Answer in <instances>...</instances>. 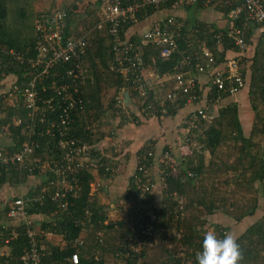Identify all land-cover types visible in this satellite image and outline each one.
Returning a JSON list of instances; mask_svg holds the SVG:
<instances>
[{
	"label": "trees",
	"instance_id": "trees-1",
	"mask_svg": "<svg viewBox=\"0 0 264 264\" xmlns=\"http://www.w3.org/2000/svg\"><path fill=\"white\" fill-rule=\"evenodd\" d=\"M39 1L0 0V79L12 75L14 81L10 85L9 91L14 83L20 84L28 81L31 77L30 73L37 69L31 67L28 60L35 57L37 32L34 20L43 12L42 10H40L41 12L37 11L39 7L37 2ZM59 1L61 3L59 10L66 13L64 40L77 38L91 30L87 36V50L81 61L89 70L87 81L83 86L84 96L88 103L83 111L72 114V121L65 129L58 122L53 127L49 126L50 119L58 120V111L47 114L43 121H37L36 131L32 136L34 140L33 156L38 157L40 162H48L53 159L61 161L64 154L58 144L61 139L73 136L85 138L88 142L99 143L106 134L115 135L116 130L125 123L139 125L143 122L142 120L176 115L186 105V91L190 92V90L187 88L184 91V83L177 84L173 80V76L178 73L191 76L198 72L197 65L204 67L196 77L194 86L197 106H202L208 117L200 119L195 127L188 130L187 140H183L181 143L184 148L182 156L175 166L176 175H172L173 169L166 165L160 166L161 173L160 169H153L155 148L151 144L143 145L136 151V166L128 176L127 187L120 197L124 201L123 204L127 205L129 214L123 219L116 217L113 221L110 220L105 224L104 221L108 219L107 209L98 204L94 194L90 193L91 183L95 179H100L105 181L106 188L108 186L106 181L110 180L113 170L121 169L122 160L115 156L103 155V145L99 143L96 150L92 151L98 157V162L94 167L82 169L76 176L79 190L76 194L68 193L66 208L59 209L55 201L45 197L40 203L31 204L28 209L32 214L48 215L51 220L42 222L40 228L60 234L63 240L62 246L46 243L49 252L43 258L44 263L72 264L71 256L76 254L78 264H134L135 260H139L137 264H197L196 257L200 252L204 234L215 232L219 238L226 235L227 227L221 224V214L231 216L236 222H239L245 216L255 214L258 199L260 197L264 199V194L258 197L254 186L256 182L263 183L264 181V145H258V142L253 139L259 135V132L264 136V77L257 75L260 68L257 62H261L263 59L260 56L262 55L261 45L256 46L257 49L252 59L250 90L248 92L249 104L256 119L255 123L261 125V129L256 126L250 131L249 136H245L239 120L237 103L234 101L224 102V99L240 92L246 81H244L243 87L233 95L221 93L216 89V86H212L210 83L211 73L217 67L223 68L227 65L228 54L236 55L238 52V46L235 45L234 39L227 35V31L232 25L240 28L246 22L243 16L230 20L227 14L239 5L241 0H219L220 3H216L220 5H218L220 11L229 20V25L224 28L185 21L184 30H187L188 36L178 41L179 52L173 53L168 58L159 57V49L153 44H144L142 57L146 66H152L159 77L166 76L164 88L156 94L154 89H151L143 98L129 87L127 91L130 100L122 108L117 105V108L115 107L118 91L122 87L120 77L109 70V62L112 59L111 38H109L107 30L109 24L104 23L100 28L96 27L97 24H100L102 15L104 17L103 8L106 0H72L71 3L64 0ZM137 1L139 0H122L123 3ZM197 4L201 5V3H196L189 6ZM164 8L171 7L165 5ZM157 10H159L158 6H146L137 13L138 22L145 20ZM176 19L183 20L178 16ZM247 23L244 39L248 47L252 41V27L258 24ZM75 25L78 26L74 27ZM131 26V23L122 24L120 30L125 33ZM142 32L143 30L140 33L129 35V40L136 44L139 43ZM218 33L222 34L220 40L216 38ZM204 47L212 54L213 62L211 64L206 63L208 60L203 55ZM15 53L21 54L24 63L15 59ZM148 62L152 65H149ZM241 66L245 79L244 63ZM66 67V64H58L57 67L49 71L48 78L38 82L37 87L40 90L44 89L41 91L43 98L55 96L50 85L51 81L59 79ZM56 71L57 76L53 75ZM208 75L209 81L201 83V77L205 78ZM209 85L210 88L205 91ZM109 88L113 89V95L109 98L107 106H104L102 94L105 89ZM167 91H177L179 99L168 101L165 98ZM27 112L28 110L22 106L18 95L4 100L0 93V113L2 114L0 133L5 127L11 142L7 146L9 153L19 150L21 143L26 139L24 124L27 120ZM14 118H21V124H15ZM108 118L117 122L113 130L106 133L100 127L103 123L108 124L106 122ZM95 121L99 122L96 129L92 126L87 128L88 124ZM188 121L186 114L181 127L183 134ZM165 149L168 148L165 147L161 151ZM258 152L259 154H257ZM149 153L150 155H148ZM206 155L208 158H205ZM123 161L126 165L127 160ZM257 163H259V167H257ZM141 167L146 170L154 187L142 195L143 208L139 209L145 214L140 221L134 222L130 218V212L136 208L137 202L132 203L131 199L134 200L136 195H139L137 192L139 189L135 186L134 180L143 174L137 169ZM39 168H34L30 174L26 169L19 170L15 164L0 166V184L9 174H13L17 179L20 177L19 180H24L28 175L37 174L41 170ZM45 173L48 179L54 177L53 173L48 170ZM157 183L161 188L160 203H162L158 207L153 202ZM40 188L37 187V189ZM96 188L99 190L100 186L97 185ZM175 191L183 198L184 212L180 215L178 223L181 238L176 243L183 249L184 255H180L176 248L171 249L162 244L152 248L144 245L136 257L124 258L127 252L133 255L132 249L129 248V245H133L135 242L133 241L135 237L133 232H139V238L142 241L147 239V236L140 233L139 223L147 222L152 227V233H156L154 237H162L159 231L161 227L169 226L170 221L161 220L158 224L155 221L150 222L147 212L155 213L156 216L168 214L171 219L173 215L171 210L177 206V202L172 196ZM1 212L4 214V209ZM208 216H212L215 221L209 227H205ZM203 226L204 229H202ZM12 232L15 236L10 238L7 243H4L3 238H0V243L8 247V253L0 257L4 260V264H16L23 250L29 246L27 226L23 222L6 225L4 237L8 238ZM109 232L111 234H108ZM236 241L242 253L239 264H264V213L237 236ZM35 242L45 243V239L38 234ZM159 246L161 247L159 248Z\"/></svg>",
	"mask_w": 264,
	"mask_h": 264
},
{
	"label": "built area",
	"instance_id": "built-area-1",
	"mask_svg": "<svg viewBox=\"0 0 264 264\" xmlns=\"http://www.w3.org/2000/svg\"><path fill=\"white\" fill-rule=\"evenodd\" d=\"M201 3L204 5L220 3L218 0H139L134 3H123L122 0H106L104 5V20L97 25L100 28L104 23L108 25V36L110 40V50L112 52V59L109 62V70L120 77L122 87L120 88V96L117 97V107H124L126 104L123 92L129 95L127 88H133L141 97L145 98L147 91L154 89L156 86V79L154 74H148L146 63L142 57V47L144 44L151 43L159 49L158 56L161 58H168L175 52H179V40L185 39L188 36L187 30H184V20H177L176 16L167 15L157 18L148 28L143 30L140 34L139 43H133L129 40V36L120 30L122 24H136L138 23L137 13L141 12L146 6H158L164 8L165 5L171 8H183L187 5ZM243 16L246 24L243 27L230 26L227 35L234 39L235 45L238 46L236 55L229 57L227 65L223 68L217 67L211 73L210 83L216 86V89L221 93L235 94L244 85V76L241 64L242 53L246 49L245 43V29L248 23H255L264 26V0H241L240 4L231 9L227 17L234 20ZM66 13L63 10H46L41 12L34 20L36 30V44L35 57L30 58L28 63L33 68H37L32 73L28 81L11 86V90L6 91L1 98L4 100L13 95H18L22 106L27 112V120L25 121V135L26 139L21 143V148L12 153L0 150V166L17 165L18 169H26L30 174L31 171L40 167L45 173L47 170L53 173V178H45L46 184L31 195H21L13 198L9 203L7 209V216L11 220H21L27 226V236L29 239V246L26 247L19 256L16 264H45L44 256L49 252L46 243H36V233L30 227L32 220L29 218L27 209L31 204L40 203L46 197L57 203L59 209H64L67 206L68 193L76 194L79 190L76 176L86 167H94L98 162V157L92 151L96 150L99 143H92L82 137L70 136L67 139L59 141V147L64 152L61 161L50 160L48 162H40L38 157L33 156L34 140L32 136L35 134L37 121H43L47 114H52L58 111L57 121H49V126L53 127L58 122L64 129L71 123V116L74 112L83 111L88 100L84 96L83 86L88 78V70L82 64V58L87 50V34H82L77 38L63 39V32L65 28ZM182 19V18H181ZM123 33V35H122ZM221 33L216 34V38L220 40ZM203 55L208 60L207 64L213 62L211 52L207 48H203ZM15 59L20 63L24 58L19 53H15ZM66 64L67 67L59 79L51 81V88L55 96L43 98L42 90L37 87V84L42 79L48 78L49 71L58 66V64ZM198 72L187 76L183 73H178L173 76V80L177 84L184 83V91L189 88L190 92L186 91L185 102L186 105H192L193 108L188 113V123L183 134V140H187V132L200 119H207V114L202 106H197V96L195 93L196 77L203 71L204 67L197 65ZM57 76V71L53 73ZM161 84L164 88V83ZM182 86V85H181ZM126 90V91H125ZM165 98L168 101H175L179 99L177 91H167ZM196 105V107L194 106ZM140 112V111H139ZM143 112V109H142ZM49 120V119H48ZM21 118H15V124H21ZM89 128V125H87ZM110 136H108V140ZM150 155V153L148 154ZM157 169L162 165L171 167L172 175L177 174L175 168L177 160L172 154V150L165 149L161 151L157 160ZM154 167V166H153ZM143 172V176H138L134 180L137 187L136 199H131L132 203L137 202L136 208L130 212L132 221H140L145 212L139 208L143 205L141 203L142 195L151 190L154 185L149 178L146 170L137 168ZM154 169V168H153ZM46 175V173H45ZM190 175V173H189ZM177 202V206L172 209V218L169 215L156 216L155 213L147 212L149 221L157 222L161 220H169L170 224L167 227H161L159 233L162 237L156 238L155 232L152 233L151 225L147 222L139 223L141 228L140 233L147 236V239L142 241L139 238V232H133L135 236L133 245H129L133 251V255L127 252L124 258H133L140 252L145 245L149 248L157 245L165 244L168 247L173 246L181 238V231L179 230L180 215L183 214V198L175 191L172 195ZM157 218V219H156ZM146 224V225H145ZM143 225V226H142ZM6 224L0 225V238H3L4 243H7L10 238L15 236L14 232L7 238L5 236ZM158 233V232H157ZM53 232L42 230L39 232L41 238H48L52 236ZM139 260H135L137 264ZM72 264H78V257L76 254L71 256Z\"/></svg>",
	"mask_w": 264,
	"mask_h": 264
},
{
	"label": "crops",
	"instance_id": "crops-1",
	"mask_svg": "<svg viewBox=\"0 0 264 264\" xmlns=\"http://www.w3.org/2000/svg\"><path fill=\"white\" fill-rule=\"evenodd\" d=\"M64 1H72V0H64ZM62 2V1H61ZM219 4L214 5H204L197 4L192 6H185L183 8H162L157 10L154 14L148 16L145 20L138 22L136 24H132L130 28L125 32L126 36H129L133 33H140L142 30H145L149 27L151 22L156 20L157 18L164 17L167 15L178 16L182 18L184 21H189L190 23L200 22L207 25H215L218 28H224L229 25V20L224 16V14L220 11ZM220 6V5H219ZM101 23V22H100ZM98 25V24H97ZM102 26V25H101ZM97 27V26H96ZM252 41L248 45L247 49L242 53V62H244L245 66V85L244 88L238 92L236 95L229 97L228 99H224L225 101H234L237 103L239 108V120L242 125V131L245 136H249L250 131L257 126L260 128L261 125H258L256 119L254 117V113L251 110L249 104V96L248 92L250 90V78H251V64L252 59L254 57V52L257 49L256 46L261 45V57H263L261 62H257L259 64V70L257 71V75L260 77H264V26L257 25L252 27ZM91 30L85 32L84 34L89 35ZM235 54L229 53L228 56L232 57ZM152 60V58H151ZM149 65H152L148 62ZM148 74H154L157 76L156 86L154 88V92H160L163 87H161L160 83L166 78V76L157 75L152 66H147ZM257 76V79L259 77ZM207 78V79H205ZM201 77V83H205V81H209L208 77ZM12 75L5 76L3 79H0V93L1 96L5 94L6 91L9 90L10 85L13 82ZM260 84V83H258ZM210 85L205 88V91H208ZM263 89V88H262ZM261 89V90H262ZM5 91V92H4ZM126 91V90H125ZM4 92V93H3ZM120 93V92H119ZM124 98L126 92H123ZM129 96V95H128ZM223 102V103H224ZM196 107V105H194ZM193 108L192 105H185L182 110H180L174 116L162 117L160 119L150 118L147 120H142L143 122L139 125L133 123H125L123 126L118 128L115 132V135L106 134L103 139L99 142L103 145V155L105 156H115V158H120L122 161L121 169L113 170V174L110 176V180L108 182V186L105 188V181L100 179H95L91 183L90 193L94 194L95 201L105 207L107 209V220L104 221L108 223L110 220H114L116 217L119 219L125 218L129 214V210L126 204H123L124 201L120 198L123 194V191L127 187L128 176L134 170L136 166V151L143 145L151 144L154 146V169L157 170V160L163 148H168L172 150V154L178 161L181 158L183 152V146L181 145L183 141V131L181 129L183 125V119L188 115L189 111ZM2 114L0 113V117ZM15 119V118H14ZM14 121V120H13ZM116 126V122L115 125ZM261 129V128H260ZM3 131L0 133V150L7 152V146L11 144L6 128L3 127ZM113 130V129H112ZM258 130V129H256ZM258 134V133H257ZM108 136L110 139L108 140ZM254 137V141L258 142V145H264V136L256 135ZM102 149V148H101ZM255 153V152H253ZM259 154V152L257 153ZM127 157H124V156ZM123 160H127V164L125 165ZM257 163V167H259ZM45 178L47 175L42 171V169L33 175H28L24 180H19L13 176V174H9L5 177L3 183L0 184V214L4 209V214L0 217V224L8 225L13 223H20L21 220H11L7 216V209L9 207V203L11 200L17 196L21 195H31L34 190L43 187L45 184ZM97 185L100 186V189L97 190ZM258 197L264 194V181L261 183L260 181L254 184ZM102 187V188H101ZM41 189V188H40ZM160 186L159 183L156 184L154 190V204L158 207L161 202L160 195ZM107 193V194H106ZM107 195V196H106ZM6 206H8L6 208ZM29 209V208H28ZM27 209V213L29 214V218L32 220L30 227L34 230L36 235L39 234L40 231L46 230L41 229L40 224L42 222L50 221L48 215L41 214H32ZM264 213V199L260 197L258 199V203L256 206V212L252 216H245L241 221L236 222L231 216L221 214V224L227 227L225 230L226 235H232L233 237L239 236L249 225H251L257 218L262 216ZM54 214V213H53ZM215 221V220H214ZM108 234H111L109 232ZM45 243H49L51 245H63V240L60 237V234L53 233L52 236H49L45 239ZM8 253V247L2 243H0V257L4 256ZM4 260L0 259V264L3 263Z\"/></svg>",
	"mask_w": 264,
	"mask_h": 264
},
{
	"label": "clouds",
	"instance_id": "clouds-1",
	"mask_svg": "<svg viewBox=\"0 0 264 264\" xmlns=\"http://www.w3.org/2000/svg\"><path fill=\"white\" fill-rule=\"evenodd\" d=\"M241 256L235 237L225 235L219 238L215 232H207L201 241L196 260L197 264H239Z\"/></svg>",
	"mask_w": 264,
	"mask_h": 264
},
{
	"label": "rangeland",
	"instance_id": "rangeland-1",
	"mask_svg": "<svg viewBox=\"0 0 264 264\" xmlns=\"http://www.w3.org/2000/svg\"><path fill=\"white\" fill-rule=\"evenodd\" d=\"M67 3L69 2V1H66ZM70 3H71V1H70ZM37 4L39 5V7L37 8V11H40V10H42V11H46L47 9L49 10V9H59V5L61 4L60 3V1L59 0H40L39 2H37ZM41 12V11H40ZM103 12V11H102ZM102 20H104L103 18V15H102ZM101 20V19H100ZM101 20V21H102ZM100 21V22H101ZM76 26H78V25H75L74 27H76ZM88 69V68H87ZM87 74H89V70H88V72H87ZM154 88H155V86H154ZM120 90L118 91V95H117V97L118 96H120ZM113 95V89H105V91H104V93L102 94V100H103V103H104V106H107V103H109V98L111 97ZM127 96H128V94H126L125 95V97H126V99H125V102H128L129 100H130V98H129V96H128V101H127ZM20 99V98H19ZM117 100V99H116ZM116 100H115V103H116ZM223 103V102H222ZM115 107H116V104H115ZM117 108V107H116ZM213 114V113H212ZM99 121V120H98ZM98 121H95V122H93V123H91L89 126H92L94 129H96L97 127H98V125H99V122ZM89 122V121H88ZM106 122H108V124H102V128L100 127V129L102 130V131H104L105 130V132L107 133V132H109L110 130H112L113 129V127H114V125H115V122H117L116 120H113L112 118H108V119H106ZM205 158H208V155H206L205 156ZM211 223H214V219H213V217L212 216H208V218H207V221H206V224H205V227H209V225L211 224ZM202 229H204V226H203V228ZM158 247V246H157ZM161 246H159V248H160ZM169 248H171V249H177V251H178V253L180 254V255H184V253H183V249L180 247V246H178V243H175L173 246H170Z\"/></svg>",
	"mask_w": 264,
	"mask_h": 264
},
{
	"label": "water",
	"instance_id": "water-1",
	"mask_svg": "<svg viewBox=\"0 0 264 264\" xmlns=\"http://www.w3.org/2000/svg\"><path fill=\"white\" fill-rule=\"evenodd\" d=\"M125 99H126V97H125ZM127 101H128V96H127ZM127 103V102H126Z\"/></svg>",
	"mask_w": 264,
	"mask_h": 264
}]
</instances>
